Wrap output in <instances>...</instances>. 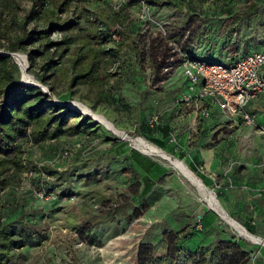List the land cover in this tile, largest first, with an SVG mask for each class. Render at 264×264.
I'll list each match as a JSON object with an SVG mask.
<instances>
[{"label":"rangeland","instance_id":"obj_1","mask_svg":"<svg viewBox=\"0 0 264 264\" xmlns=\"http://www.w3.org/2000/svg\"><path fill=\"white\" fill-rule=\"evenodd\" d=\"M251 3L0 0V53L15 60L16 79L69 111L57 137L36 141L30 127L15 140L21 153L0 162V197L10 204L4 221L27 238L8 264H141L144 244V252L152 247L148 264H232L233 241L248 236L206 196L211 190L230 215L221 203L224 179H264V101L253 124L218 110L203 116L192 104L178 108L184 75L177 64L181 52L230 60L264 48V4L245 16ZM22 22L34 38L10 51ZM121 30L133 38L123 41ZM144 123L171 125L164 145L155 144L184 160L205 190L135 146L139 136L151 141ZM144 156L162 170L145 171ZM205 214L212 220L199 230Z\"/></svg>","mask_w":264,"mask_h":264},{"label":"trees","instance_id":"obj_2","mask_svg":"<svg viewBox=\"0 0 264 264\" xmlns=\"http://www.w3.org/2000/svg\"><path fill=\"white\" fill-rule=\"evenodd\" d=\"M153 1L158 4L161 0ZM149 2L152 3L151 1ZM251 2L250 7L244 12L245 16L256 13L261 7V4L255 0H251ZM52 10L54 11V9ZM20 26L23 27L24 31L14 39H9L10 43L8 49L10 51L25 48L24 44H27L29 40L34 38V31L26 29L25 22L20 23ZM121 34H123V41L133 38V34L129 30L127 32L121 30ZM181 50L185 49L183 48ZM182 54L184 56H197L207 60H228L231 62L237 58L235 57L230 60L213 59L190 52H182ZM177 65H180V63ZM17 68V64L12 56L0 53V162H6L10 153H21V147L15 144V140L18 136L24 134L28 128H33L35 140L39 141L46 136L57 137L64 130L63 124L69 119V111L67 109L64 110L60 104L54 103L51 99H48L47 94L44 93L40 87L28 85L17 80L15 77ZM42 78H44V76ZM186 83L187 80L184 78L182 83L183 89ZM179 107L180 105L178 104V108ZM215 111L217 110L215 109ZM212 114L213 111L211 112V115ZM144 124H146L143 125L146 129L144 135L154 143L163 146L166 138L170 137L171 125L165 123L156 124L152 127L149 123ZM125 144L126 141H121L119 143L120 146H124ZM12 161L19 165L21 164L17 159H12ZM140 164L148 173L151 172L153 167L162 170L161 165L146 156L140 159ZM152 181L153 179L151 182ZM151 184L152 183H149L148 187H150ZM7 206L10 207L9 202L6 205L0 197V264H8L12 261L15 250L24 246L27 241V238L23 236V234H18L10 223L4 221V210ZM206 216L205 214L200 221L197 222L196 227H198L200 223L202 224L201 228L198 227L199 230H204L206 227ZM224 242L228 241L224 240ZM233 243L235 244L233 249L234 252L229 255L231 263H239L243 257H246L244 262L249 264V252L243 248L242 242L233 241ZM145 248H148V246L145 244L141 245V264H148L151 262L152 247L150 246L151 249L147 252H144Z\"/></svg>","mask_w":264,"mask_h":264},{"label":"built area","instance_id":"obj_3","mask_svg":"<svg viewBox=\"0 0 264 264\" xmlns=\"http://www.w3.org/2000/svg\"><path fill=\"white\" fill-rule=\"evenodd\" d=\"M182 56L179 63L187 83L178 97L179 108L192 104L203 116L216 109L238 124L256 121V111L249 107L264 95V48L241 53L232 62ZM252 264L262 263L253 259Z\"/></svg>","mask_w":264,"mask_h":264},{"label":"crops","instance_id":"obj_4","mask_svg":"<svg viewBox=\"0 0 264 264\" xmlns=\"http://www.w3.org/2000/svg\"><path fill=\"white\" fill-rule=\"evenodd\" d=\"M258 2L264 4V0ZM261 101H264V95L255 103H251L249 109L257 112L263 107L260 106ZM227 180L224 179V186L220 189L223 195L222 206L229 211L230 217L240 223L252 236L239 240L243 248L249 252V264H252L253 259L264 264V179L245 178L239 182ZM210 218L211 216L206 217V224L212 220ZM217 223V220L211 222L216 228H222V225L218 226ZM220 230L225 231L222 234L226 238L230 234L228 228Z\"/></svg>","mask_w":264,"mask_h":264},{"label":"bare ground","instance_id":"obj_5","mask_svg":"<svg viewBox=\"0 0 264 264\" xmlns=\"http://www.w3.org/2000/svg\"><path fill=\"white\" fill-rule=\"evenodd\" d=\"M17 55V54H16ZM18 59V58H17ZM73 106V105H72ZM74 106H76L77 108L83 110L84 112L86 111L93 113V111L86 105H84L83 103L80 104L79 101L74 102ZM96 116L101 119L102 123L108 127L109 129H115L117 132L121 133L122 131H119V129H117L112 122H110L107 118H105L103 115L101 114H96ZM124 136H127V134L125 132H123ZM132 145V144H131ZM135 146L137 148H139L141 151H143L146 154H157L162 156L163 158L169 160L171 162V164H173L174 167H176L184 176H186L187 178H189V180H191L193 183H195L196 185H198L202 190L206 189V185L203 183V181L192 171L191 168H189L186 163L184 162V160L179 159V158H175L172 155H170L168 152H166L164 149H162L161 147H159L158 145H156L155 143L147 140L146 138L139 136L138 138H136L135 140ZM209 190V189H208ZM208 196L207 199L210 203V205L215 208V210H217V212L219 211L220 214L229 222L231 223V225H234L241 234L243 235H247L250 236V234L248 233V231L237 221H235L232 217H230L229 214H227L221 207L220 204H218V201L215 197V194L209 190L207 192ZM252 237V236H250ZM264 240V239H263ZM264 242V241H263Z\"/></svg>","mask_w":264,"mask_h":264}]
</instances>
